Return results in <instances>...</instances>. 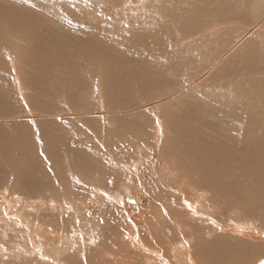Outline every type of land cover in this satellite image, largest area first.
Listing matches in <instances>:
<instances>
[{
    "label": "rangeland",
    "instance_id": "374dc122",
    "mask_svg": "<svg viewBox=\"0 0 264 264\" xmlns=\"http://www.w3.org/2000/svg\"><path fill=\"white\" fill-rule=\"evenodd\" d=\"M26 34L33 52L22 48L32 46L21 39ZM47 51L57 55L46 62L54 69L25 64L44 62ZM206 62L212 69L190 80ZM120 71L140 73L136 106L125 111L104 94L121 89ZM0 87L9 96L0 95V110L19 109L0 111V133L9 123L44 130L26 141L28 164L21 165L19 148L9 160L20 179L1 177L0 163V233L11 231L1 222L7 212L19 211L23 218L41 213L61 232L43 239L60 263L22 235L0 237V264H85V257L86 264H155L135 240L138 232L163 252L156 253L161 264H198L206 251L228 246L249 260L250 245H264V0H0ZM30 95L52 106L32 108ZM121 119L149 126L117 143ZM51 134L45 143L41 137ZM66 134L97 167L72 172L71 151L56 171L47 163L49 150L63 153ZM198 200L220 225L203 221ZM75 235L81 243L58 256L60 237L71 242ZM181 242L179 255L172 246Z\"/></svg>",
    "mask_w": 264,
    "mask_h": 264
},
{
    "label": "bare ground",
    "instance_id": "6f19581e",
    "mask_svg": "<svg viewBox=\"0 0 264 264\" xmlns=\"http://www.w3.org/2000/svg\"><path fill=\"white\" fill-rule=\"evenodd\" d=\"M21 39H23V41L25 43H30L32 45V46L27 47V48H24V47H22V48L23 49H31V52H33L34 46H35V44H34L35 40L31 36V34L22 35ZM77 41H82L83 43L88 44V46H92V44H93V40L91 38H88V37L87 38L80 37V38L77 39ZM68 42L71 44L73 49L76 47V43H75V41L73 39H69ZM87 51H92V50L88 49ZM49 52L50 51H47V52H44V53L41 54V57L43 58L44 62L43 61L42 62L38 61L37 64H34L32 62L30 64H28V63H25L23 61V63L27 64L29 66V69H34L37 65L38 66H44V67L45 66L46 67L50 66V67H52L54 69V67H55L54 64H52V63H48L47 64L46 62H48V61H50L52 59L56 60L55 57L57 58V55H54V54L50 55ZM151 57H153V55ZM136 59L140 60V61L141 60H146L148 63H153L154 62V61H152V60H150L148 58H144V56L142 54L141 55L138 54ZM84 62H85V60H84ZM125 63H127V62H125ZM213 65L214 64L212 62H206V63L198 64L197 67H196V68H198V72L194 76L190 77V80L193 81V80H196L198 77L205 76L206 71L208 69L211 70ZM35 71H37V70H35ZM106 74L109 75V76L114 75V73H106ZM120 74H121V76H119V84L121 85V89L115 90L113 87H109L108 89H106L104 91V94L116 97L119 100H121L122 104H118V107L120 108V110H124L125 111V109L133 108L134 106H136L135 103L138 100L137 95L140 94V92L137 90V87H139V75H140V73H134V71H120ZM25 78H26V80H29L31 83H36V80L33 79L29 74H26ZM8 90H9V95L15 97L13 95V92L10 89H8ZM2 91H4V89L0 87V93ZM0 95H2V97H9L6 93L0 94ZM123 97L128 98V100H125L126 98H123ZM30 98H31V103L33 105L32 108H35L37 106H42L44 108H49V107L52 106L51 102H49L51 104L50 106L48 104H45V105L39 104L38 102H39L40 99L34 98L32 95H30ZM136 98H137V100H136ZM22 107H23V105H22ZM4 108L5 109H3V108L1 109L4 112H7V111L10 112V111L19 110V109H15L14 106H11V109H9V106H6V107L4 106ZM20 109H22V108H20ZM120 123H121V125L123 127H121L117 131V135H118L117 143H118L120 138H123V137H126V136H131V137H135L136 138V136H137V134H138V132L140 130H144V133H145L147 131V127L149 126V124H147L145 122L140 123L139 125H135V124H132V123H128L127 121H124L122 119H121ZM9 124L13 125V127H11V128L7 127L5 129V127L3 126V130L0 133V163L5 165V168L1 170L3 172V175L1 177H6V175L9 174V179L12 178L14 180V182H15L18 178L19 179L21 178V175L19 173H15L14 174L13 164L11 162H9V160L13 158V155H14V152H15L16 148H19V150L21 149V154H22V156L24 158V161L21 163V165L22 164H28L29 162L25 160V156L27 154V151H28L27 148H28L29 144L26 141L28 139H30L32 136H35V135L36 136H39V135L42 136V135H44V130H43L42 126H40L42 131L40 129H36V132L33 133L32 130H30L28 128L29 127L28 123H15V124L14 123H9ZM73 136L69 135V134H66L63 137L64 142H63L62 145L59 146V147H61L63 149V153L62 154L56 155V153H55L56 149L54 150V152H51L52 150H49V155H48V158L46 159V161H47V163H50V164L54 163L53 167H54L55 171H56L57 167H60V166H57L56 163H58L59 160L68 157L70 151H71V160H73L75 162V164H76L74 169L71 170L72 172H75L76 174H79L83 170H90V169H92L94 167H97V165L89 159V155L83 153V152H89L87 149H83V147L81 145H80V149H77V150L73 147V145H72V140L74 138ZM9 137H11V139H9ZM53 137H54L53 134H51V138H48L47 135L43 136L41 138L44 140L45 143L51 144V143H49V141H51L53 139ZM17 146H19V147H17ZM19 150H16V151H19ZM180 151H181V155H182L183 158H186L189 155V151H186L183 148H180ZM37 155H39L38 152H34V151L32 152V158L36 157ZM15 165H17V163ZM34 173H35V169L32 166L31 175H33ZM66 174H67V172L63 173V175H66ZM34 182H36V181H34ZM18 185L19 186L23 185V187L21 189L26 191V188L24 187V184L21 181H18ZM126 185L129 186L130 183L129 184H125V185L123 184V186H126ZM128 186H127V188H128ZM26 187L27 188H31V185L30 184L26 185ZM18 199H21V198H18ZM202 199H204V198H202ZM198 201H199V205L197 207V209H198L197 212L199 214H203L204 215L203 221H207L208 224L210 222V225L211 224L212 225L215 224L217 226L220 225L219 221L212 214L207 213V211L203 209V203L204 202H201L200 200H198ZM38 204L41 205L43 203L40 202ZM11 207H12V205H11ZM19 212H21V211H19ZM19 212L17 214L16 213L14 214V213L7 212L6 216L5 215H4L5 217L3 216L4 219L1 222L5 223L9 227H11V231L9 233L4 232V233H2L3 235L0 233V237L1 236H3V237L15 236L16 239H20V237L23 235V237L25 239L28 238L29 241L32 244L34 243L33 247H32L33 251L37 250L36 252L39 253V250H40V252H42V254L44 256H47V257L49 256L53 262L60 263V259L56 255H53L51 253L49 254V252H47L45 250L46 245L44 244V241H43V239L45 237H48L50 235L52 236L53 233H56V232L59 233V231L53 229L46 222H44V220L41 218V215H42L41 213H37V215H38L37 217L38 218L35 217V219H34V218H29L28 215H26V217L23 218L22 216H23L24 213L20 214ZM20 215H22V216H20ZM27 217L29 218V220H32V222L27 221L26 220ZM35 221H37V223ZM24 222H26V224L28 226L23 225ZM131 231H133V230H131ZM90 232L92 233V231H90ZM138 233L139 234H137L135 236V240L140 244V247L143 250L147 251V253L150 256L154 255V257H156L158 259L157 261L155 260V262H156L155 264L163 263L165 261V259H162L161 257L159 258V256L156 254L158 252H160V253H163V252H161L160 250L150 246L145 241V239L143 238L141 233L140 232H138ZM53 235H55V234H53ZM56 235H58V234H56ZM67 235H65V236H67ZM131 235L133 236V234H131ZM65 236H61L60 237L61 238L60 245L63 246V249H61L59 247V250H58V253H57L58 256H59L60 252L65 251V249L66 250L76 249V241L81 243V239L77 235H75L76 237L71 242H68V241L64 242L63 239H64ZM55 238L53 239V241L56 240ZM57 238H59V237H57ZM51 241H52V237H51ZM51 241L49 240V243ZM56 242H58V240ZM221 244H223V243H221ZM221 244L219 246L223 247L224 244L223 245H221ZM183 245L185 247L184 242H181L179 244H174L172 246V249H176L178 251V254L182 255L184 253ZM252 245H250V246H251L252 250H254V256L251 259H249V260H244V259L242 260V258H241V249L236 248L234 246H228L226 248H218L217 247L218 249H216V250H213L214 248L213 249H208V250H213L211 252H207L205 250L207 259H199L198 260V264H259L260 260H262V258H264V245H262L259 242H257L256 244H252ZM18 246L19 247H17V249H20V248L22 249L21 244H18ZM189 247H190V245L188 244V248H186L187 251L190 249ZM10 250H13V248L12 249L10 248ZM1 251H6V249L5 248H1L0 253H1ZM5 254L3 253V255H5ZM22 254H25V253L23 252ZM32 254H33V252H32ZM18 256L20 257V255H18ZM23 257H24V255H23ZM163 258H166L165 255H164ZM152 262L153 261H150L149 264H151ZM192 264H195L194 260H193Z\"/></svg>",
    "mask_w": 264,
    "mask_h": 264
},
{
    "label": "snow or ice",
    "instance_id": "6c2138e0",
    "mask_svg": "<svg viewBox=\"0 0 264 264\" xmlns=\"http://www.w3.org/2000/svg\"><path fill=\"white\" fill-rule=\"evenodd\" d=\"M109 183H113V181H108ZM189 207H191V205H189ZM89 215H91V213H89ZM101 223H103V220H101L100 221ZM81 239H83V237H81ZM93 243H95V242H93ZM86 257L84 258V260H85V264H86Z\"/></svg>",
    "mask_w": 264,
    "mask_h": 264
}]
</instances>
